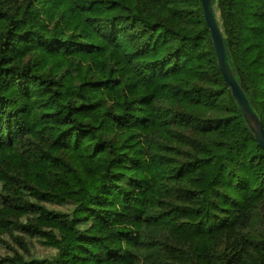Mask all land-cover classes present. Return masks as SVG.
<instances>
[{
    "label": "trees",
    "instance_id": "trees-1",
    "mask_svg": "<svg viewBox=\"0 0 264 264\" xmlns=\"http://www.w3.org/2000/svg\"><path fill=\"white\" fill-rule=\"evenodd\" d=\"M212 6L264 127V0ZM5 234L52 255L0 264H264V148L201 0H0Z\"/></svg>",
    "mask_w": 264,
    "mask_h": 264
},
{
    "label": "water",
    "instance_id": "water-1",
    "mask_svg": "<svg viewBox=\"0 0 264 264\" xmlns=\"http://www.w3.org/2000/svg\"><path fill=\"white\" fill-rule=\"evenodd\" d=\"M201 2L204 18L211 33V39L217 57L219 70L227 85L230 87L246 122L249 124L259 144L264 148V127L255 109L232 72L224 37L215 18L212 0H201Z\"/></svg>",
    "mask_w": 264,
    "mask_h": 264
},
{
    "label": "rangeland",
    "instance_id": "rangeland-1",
    "mask_svg": "<svg viewBox=\"0 0 264 264\" xmlns=\"http://www.w3.org/2000/svg\"><path fill=\"white\" fill-rule=\"evenodd\" d=\"M14 235L22 237L20 233ZM16 252L25 258L49 257L52 255V250L48 249V247L38 239L26 237L24 241L18 243V240L13 238L12 235H3L0 241V261L6 258H14Z\"/></svg>",
    "mask_w": 264,
    "mask_h": 264
}]
</instances>
